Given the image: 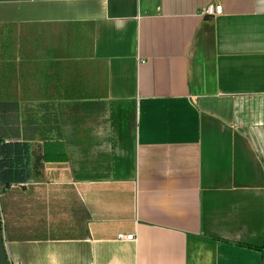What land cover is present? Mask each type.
<instances>
[{"label":"crops","instance_id":"1","mask_svg":"<svg viewBox=\"0 0 264 264\" xmlns=\"http://www.w3.org/2000/svg\"><path fill=\"white\" fill-rule=\"evenodd\" d=\"M7 109L10 264H264V0H0Z\"/></svg>","mask_w":264,"mask_h":264},{"label":"trees","instance_id":"2","mask_svg":"<svg viewBox=\"0 0 264 264\" xmlns=\"http://www.w3.org/2000/svg\"><path fill=\"white\" fill-rule=\"evenodd\" d=\"M2 107L10 108V106ZM0 116V186L7 190L12 184L23 183L27 179L26 160L29 156L27 144L21 142L20 137L12 133V128L17 129L19 126L18 109L12 123H9L8 109ZM43 159L48 162L64 161L66 156L62 152V145L57 142L46 143Z\"/></svg>","mask_w":264,"mask_h":264},{"label":"built area","instance_id":"3","mask_svg":"<svg viewBox=\"0 0 264 264\" xmlns=\"http://www.w3.org/2000/svg\"><path fill=\"white\" fill-rule=\"evenodd\" d=\"M201 15L203 16H218L223 13V6L221 4L213 5L210 4L200 11ZM118 239L120 240H126V241H134L135 235L134 234H118Z\"/></svg>","mask_w":264,"mask_h":264},{"label":"water","instance_id":"4","mask_svg":"<svg viewBox=\"0 0 264 264\" xmlns=\"http://www.w3.org/2000/svg\"><path fill=\"white\" fill-rule=\"evenodd\" d=\"M0 264H10L8 260V254L6 251L5 243H4L1 213H0Z\"/></svg>","mask_w":264,"mask_h":264}]
</instances>
